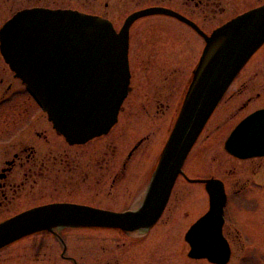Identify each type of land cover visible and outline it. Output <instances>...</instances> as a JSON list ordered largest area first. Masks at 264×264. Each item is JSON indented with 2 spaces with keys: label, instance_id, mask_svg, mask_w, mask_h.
I'll list each match as a JSON object with an SVG mask.
<instances>
[{
  "label": "flooded vegetation",
  "instance_id": "flooded-vegetation-1",
  "mask_svg": "<svg viewBox=\"0 0 264 264\" xmlns=\"http://www.w3.org/2000/svg\"><path fill=\"white\" fill-rule=\"evenodd\" d=\"M262 6L264 0H0V227L49 208L67 209L71 213L48 216L46 220L65 217L76 220L46 226L2 247L0 264H160L156 253L164 241L168 244V220L178 179L199 185L202 184L196 181L208 179L192 180L184 172L179 175L161 214L152 225L128 221L103 224L96 220L100 213L124 216L142 213L154 193L156 170L193 81H196L200 60L208 49L219 48V41L208 44L207 40L216 31ZM28 12H62L99 19L111 26L117 35L127 37L128 91L116 122L107 133L83 143L72 142L58 130L48 110L41 108L33 96H11L25 94L26 85L11 68L2 35L9 22ZM262 50L264 45L237 74L205 127L225 96H228L229 104H235L245 96L237 116L260 99L263 92L258 94L256 86L264 91V61L253 63L249 68L248 65ZM246 69L249 70L245 74ZM10 74L19 82L20 90H12L9 86ZM241 75H244L241 88L232 91ZM137 82L143 85L140 87ZM172 88L178 90L176 96L180 97L175 106L177 117L171 127L167 117L170 100L166 96ZM148 96L149 107L143 108ZM15 97H24L28 108L19 114L13 113L12 121L9 109L3 106L13 104ZM259 110L264 107L249 112L243 119ZM241 121L231 129L229 136ZM11 122L14 123L11 125ZM156 126L161 129L163 141L161 148L158 147V158L151 144ZM225 153L231 162L225 169L232 174L236 185L244 178L237 174L238 168L244 166L247 171L264 159L240 160ZM242 191L237 190L236 194ZM225 193L223 234L230 247V261L233 240L224 232L230 196L226 190ZM157 201L150 200V203ZM22 226L29 227L28 224ZM131 227L136 229H123ZM186 234L187 231L181 236L182 241L177 240L184 251ZM230 235L245 244L241 235L234 231ZM152 252L156 258L150 260Z\"/></svg>",
  "mask_w": 264,
  "mask_h": 264
},
{
  "label": "water",
  "instance_id": "water-1",
  "mask_svg": "<svg viewBox=\"0 0 264 264\" xmlns=\"http://www.w3.org/2000/svg\"><path fill=\"white\" fill-rule=\"evenodd\" d=\"M217 37L221 46L190 91L156 171L154 193L142 213L125 216L100 213L96 221L145 225L156 221L218 102L240 69L264 43V6L229 23L219 30ZM217 37L208 40V44L216 42ZM2 42L12 70L39 96L67 140L83 143L107 133L113 126L129 85L125 35H117L105 21L95 18L62 12H28L7 24ZM225 148L239 159L264 157V110L242 121ZM201 183L209 196V211L186 234L189 258L226 264L230 249L222 234L224 187L215 180ZM156 199L157 202L150 203ZM70 213L67 209H42L26 219L8 222L0 227V249L46 226L63 221L74 223L76 220L69 217L46 220L48 216Z\"/></svg>",
  "mask_w": 264,
  "mask_h": 264
},
{
  "label": "rangeland",
  "instance_id": "rangeland-1",
  "mask_svg": "<svg viewBox=\"0 0 264 264\" xmlns=\"http://www.w3.org/2000/svg\"><path fill=\"white\" fill-rule=\"evenodd\" d=\"M155 41L156 39L154 42ZM262 60L264 61V50L260 51L251 59L248 68L253 63L255 64ZM248 70L249 69H246L245 74ZM242 77H244V75H241L235 82L232 91H234L235 88L236 91L241 88L244 82V78ZM7 79L8 77H5V80ZM10 83L9 86L12 90H20V88H22L19 82L13 80L11 74ZM138 84L140 87L143 85L140 83ZM7 85L8 84L4 87ZM144 87L147 88L149 86L145 85ZM174 89L172 88L170 90V95L166 96L168 100H170V111L167 117L170 120L171 127L177 117L175 115V106L180 97L176 96L178 90ZM256 89L258 94L263 92L262 96H260V99L255 100L248 109L241 112L239 116H237V113L240 107L241 109L243 108V102L246 100V98H244L245 96L235 104H229L228 96H225L216 114L200 135L183 168V172L192 180L208 179L216 181L220 179L225 185V190L230 196V203L227 209L228 222L224 228V232L225 234L229 233L228 236L233 240L231 244L232 257L228 264H264V159L260 164L250 166L247 171L244 170V166H241L242 169L238 168L237 174L240 173L241 177L244 175V178L239 181V185H236L234 184L236 180L232 179V174L228 173V171H226L227 169H225L227 163L231 164V162L224 151V142L228 138L231 129L249 112L264 107V91H261L258 86H256ZM24 93L25 94L22 95H15L14 93L11 96H29L27 92ZM253 97L255 98V96ZM132 98L137 99L135 96ZM139 101L141 102L143 100L139 99ZM12 102L13 104H8L3 107L9 109L10 118L14 121L12 117L13 113L17 112L19 114L21 110L28 108V102L24 97H15ZM148 102H150V96L145 99L146 105L142 107H149ZM13 123L14 122H11L10 124L12 125ZM155 124L157 125V122H155ZM162 142L161 129L158 130L156 126V133L151 136V144L153 143L156 158H158V151L161 148ZM242 165H246V163ZM217 166L219 167L217 168ZM253 173L256 174L255 177L252 176ZM255 182L260 184V186L256 187L254 184ZM241 189H243V191L237 195L236 191ZM175 193L174 205L170 213V219L168 220L170 222L168 226V244L166 245V241H164V244L160 245L161 247L158 249L159 252L156 253L159 256L158 258H160V264H212L205 260L196 261L188 258L190 251L188 244L183 245L185 248L184 251L182 249V244L179 245L177 242L179 238L182 241L181 236H183L186 231L188 232L190 227L209 210V198L204 186L199 184H188L182 178H179L175 186ZM230 231H234V233L236 232V234L241 235L245 240V244H241L238 240L235 241V236L230 235ZM134 250L136 249H132V251ZM154 252L151 253L150 260L155 256ZM124 255L125 253H123V256ZM126 258L127 257H125V259ZM154 258H156V256ZM135 262H137V260H134V263ZM127 263H129V261Z\"/></svg>",
  "mask_w": 264,
  "mask_h": 264
},
{
  "label": "bare ground",
  "instance_id": "bare-ground-1",
  "mask_svg": "<svg viewBox=\"0 0 264 264\" xmlns=\"http://www.w3.org/2000/svg\"><path fill=\"white\" fill-rule=\"evenodd\" d=\"M231 30V29H230ZM218 32H219V30L218 31H216L215 33H214V35L210 38V39H212L213 37L215 38V37H217V35H218ZM218 38L219 37H217L216 39H217V41L216 42H218ZM210 39H208V40H210ZM208 40H207V43H208ZM216 42H214V43H216ZM264 45V43L261 45V47ZM220 46H221V44H219V48H220ZM218 48V49H219ZM217 49V50H218ZM217 50H214V51H209V49H208V51L207 52H205V54H204V57L200 60V64H199V66L197 67V70H196V81L194 80L193 81V84H192V88H191V90L193 89V86H195L196 85V83L198 82V80H199V78L203 75V73L205 72V70H206V67L211 63V61L213 60L212 58H213V56L216 54V51ZM127 60H128V54H127ZM129 86V85H128ZM35 91V90H34ZM127 91H128V89H127ZM36 92V91H35ZM223 236H224V234H223ZM228 243V242H227ZM229 245V244H228ZM229 249H230V247H229Z\"/></svg>",
  "mask_w": 264,
  "mask_h": 264
}]
</instances>
